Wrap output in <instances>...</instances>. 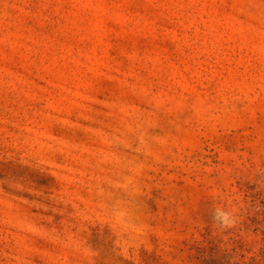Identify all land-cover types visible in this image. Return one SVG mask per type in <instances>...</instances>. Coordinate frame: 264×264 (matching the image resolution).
Here are the masks:
<instances>
[{
    "label": "rangeland",
    "instance_id": "rangeland-1",
    "mask_svg": "<svg viewBox=\"0 0 264 264\" xmlns=\"http://www.w3.org/2000/svg\"><path fill=\"white\" fill-rule=\"evenodd\" d=\"M205 241L264 264V0H0V264Z\"/></svg>",
    "mask_w": 264,
    "mask_h": 264
},
{
    "label": "trees",
    "instance_id": "trees-1",
    "mask_svg": "<svg viewBox=\"0 0 264 264\" xmlns=\"http://www.w3.org/2000/svg\"><path fill=\"white\" fill-rule=\"evenodd\" d=\"M193 249L196 252V256L194 257L195 261L201 264L215 263L218 250L211 244V242L205 241L201 244H197L193 247ZM227 258L228 256L224 255V262H222V264H225Z\"/></svg>",
    "mask_w": 264,
    "mask_h": 264
}]
</instances>
